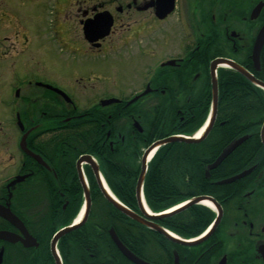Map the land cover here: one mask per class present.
<instances>
[{
    "label": "flooded vegetation",
    "instance_id": "1",
    "mask_svg": "<svg viewBox=\"0 0 264 264\" xmlns=\"http://www.w3.org/2000/svg\"><path fill=\"white\" fill-rule=\"evenodd\" d=\"M42 4L59 6L58 34L81 66H55L54 72L48 37L23 27ZM263 26L264 0H0V206L20 220L0 215V231L13 238H0V264H57L52 241L77 223L74 214L86 211L87 197L85 218L56 244L61 264H69L61 248L72 244H63L64 238L79 228L85 231L76 264H264V123L243 124L239 116L234 137L229 129L211 135L218 102L201 140L218 152L190 171V183L201 194L181 192L174 183L176 191L190 195L184 202L208 197L211 207L201 200L155 219L137 199L143 156L159 141L149 144L163 130L164 106L170 121L187 119L186 106L208 105L212 115L217 59L231 60L264 82L262 52L259 67L253 60ZM122 57L132 67L134 87L106 89L115 83L110 72ZM109 60L112 70L100 66ZM229 72L240 74L217 65L219 94L220 74ZM86 156L103 183L108 185L105 172L111 169L115 184L135 185L133 196L125 197L135 199L128 208L136 217L94 216L96 196L108 200L93 164L79 163ZM148 171L149 164L146 202Z\"/></svg>",
    "mask_w": 264,
    "mask_h": 264
},
{
    "label": "trees",
    "instance_id": "2",
    "mask_svg": "<svg viewBox=\"0 0 264 264\" xmlns=\"http://www.w3.org/2000/svg\"><path fill=\"white\" fill-rule=\"evenodd\" d=\"M261 65L264 68V48L262 51ZM220 77L222 80L220 85L218 113L211 135H215V132H219L221 129H229L234 132V137L236 133H239L241 128L239 124L240 119H244L243 124L252 122L251 124L254 126L260 127L264 123V89L257 87L254 83L235 72L221 73ZM259 77L264 81V72L260 73ZM183 108L189 110V114L188 112L186 113V115H189L188 118L183 121L179 119L177 121H170L168 120L166 107H163L165 115L163 130L160 132L161 134L159 133L153 138L151 137L149 139V144L153 142L154 139L159 140L175 134L190 136L203 126L209 110L208 105L186 106ZM239 116H241L240 119ZM171 122H173L172 127H174V129H171ZM217 152L218 151L211 149L208 139L196 143L178 141L162 146L149 163V171L146 177L145 194L150 209L153 212H161L186 200L190 195L201 194L196 191L197 187L190 183V181H194L192 179L189 180L191 177L190 171L196 164H208ZM105 173L111 191L123 204L129 208H133L136 205L135 199L133 198V200L129 201L125 197V194L130 193L133 196L135 185L125 186L123 184H115L112 180L114 179L115 173H112L111 169L107 170ZM162 174L165 175L164 178ZM174 177L178 179L180 183L175 182ZM170 180H172L171 187H169ZM196 182L198 183V181ZM174 183L181 192L191 191L194 193L182 195L180 191H176ZM80 204L81 202L77 204L76 211H79ZM183 212L188 211L185 210ZM92 213H96L94 216L98 218L100 217V215H98L100 213L109 214L110 216H115L116 214L118 217L122 218L126 217L123 212L115 208L109 201H106L101 194L94 199ZM77 214L76 212L74 217L77 216ZM84 231L85 229L83 228L76 229L64 238L63 244H65V242L69 244L72 243L67 251L64 246L61 248V253L65 256V259L69 261V264H76V262L73 263V260L77 257L79 251L77 243L81 242L82 233L84 234ZM101 234L105 242H109L107 235L103 232Z\"/></svg>",
    "mask_w": 264,
    "mask_h": 264
},
{
    "label": "water",
    "instance_id": "3",
    "mask_svg": "<svg viewBox=\"0 0 264 264\" xmlns=\"http://www.w3.org/2000/svg\"><path fill=\"white\" fill-rule=\"evenodd\" d=\"M260 11V8H257L253 15L252 18H256L258 13ZM264 46V26L262 27V29L260 30L258 37L255 41V45H254V51H253V60L255 63L256 67H259L260 65V55L262 52ZM219 64H224L227 65L233 69H235L236 71H238L240 74L244 75L245 77H247L249 80H251L253 83H255L256 85L264 88V82L256 79L250 72H248L244 67L238 65L237 63L231 61V60H226V59H217L213 65H212V93H213V104H212V115L210 117V121L208 123V125H206L205 129H204V133L202 134L201 138H185L182 136H170L167 137L165 139L156 141L155 143H153L145 152L144 156H143V169H142V173L141 176L139 178L138 181V185H137V199H138V203L141 207V210L144 213H151L149 212L144 204V200L142 197V188H143V182H144V178H145V173H146V169H147V162L149 160V156L152 152H155L159 147L168 144V143H173V142H178V141H185L188 143H196L199 142L202 138H204V136L208 133V131L210 130V126L213 123V120L215 118L216 112H217V106H218V80L216 77V68L217 65ZM57 91H60L58 89H56ZM61 92V91H60ZM65 97L68 99V97L65 95ZM69 100V99H68ZM263 132H264V127H263ZM241 142V140L237 141L232 147H230L226 152H224L219 159L216 161L215 166L217 164H219L239 143ZM88 160L90 161L94 168H95V173H96V177L98 179V183H99V187L103 193V195L105 196V198L118 210L122 211L123 213H125L126 215L132 216V217H136L135 214H132L133 212L127 208L126 206H124L118 199H116V197H114L110 191H108V189L106 188L105 184L102 182V180H100L99 178V174L97 172V168L94 164V162L92 161L91 157L86 156V157H82L79 161L82 162L83 160ZM85 189L87 190L86 186ZM208 199V197H196L195 199H193L192 201L188 202L187 204H184L183 206L181 205V207H174L172 209L169 210V212L166 213H161L158 215L152 214L150 215L151 217L158 219L161 217H165L168 215H173L174 213L180 212L184 209H186L188 206H191L192 204H196L201 200H206ZM90 202L89 199L87 197V207H86V211L85 214L87 212L88 206H89ZM175 209V210H174ZM0 215H2L3 217H5L6 219L12 221L13 223H18L20 220L17 218L16 215H14L9 209L7 208H3L0 206ZM78 225V224H77ZM75 225V226H77ZM75 226H70L68 228H65L63 230H61L59 233H57V235L54 237L52 244H51V249H52V253L57 261V264H61L60 262V258L58 255V252L56 250V244L58 242V240L66 233H68L69 231H71ZM161 232H164L166 235H168L169 237L172 238V235L167 231L164 230L162 228H158ZM114 235V234H113ZM0 238L3 239H8V240H13L12 235L8 232H4V231H0ZM114 239L115 241L120 245V247L124 250L122 244L120 243V241L118 240V238L114 235Z\"/></svg>",
    "mask_w": 264,
    "mask_h": 264
},
{
    "label": "rangeland",
    "instance_id": "4",
    "mask_svg": "<svg viewBox=\"0 0 264 264\" xmlns=\"http://www.w3.org/2000/svg\"><path fill=\"white\" fill-rule=\"evenodd\" d=\"M30 16L31 18L25 19L23 21L24 25H22L23 27L27 26L32 34L40 35L42 38L48 37V41L51 42V65L54 72H58L55 66L62 67L63 71H65V66L74 67L83 64L78 61V56L75 53L68 51L66 44L60 39V34H58L60 26L57 25L61 16L59 6L55 4L34 6ZM100 66H109V70H112L114 63L109 60L100 63ZM110 74L115 77V83L106 84V89L112 90L114 88L117 90L119 88L125 89L128 86L134 87L135 79L131 78L132 67L127 63L125 57H122L117 68ZM208 116L207 114L205 120H207ZM203 205L209 207V205Z\"/></svg>",
    "mask_w": 264,
    "mask_h": 264
},
{
    "label": "bare ground",
    "instance_id": "5",
    "mask_svg": "<svg viewBox=\"0 0 264 264\" xmlns=\"http://www.w3.org/2000/svg\"><path fill=\"white\" fill-rule=\"evenodd\" d=\"M204 129H205V128H203L202 130H200V131L198 132V134L196 135V138H200V137L202 136V134L204 133ZM153 153H154V152H152V153L150 154L149 157H151ZM105 186H106V188H108V185L105 184ZM108 190H109V189H108ZM202 203L205 204V205H209V206H211V204H210V202H209L208 200H204ZM79 214H80V215H79L78 218H77V223H80V222L82 221V219L84 218V216H85V210H82V212L79 213Z\"/></svg>",
    "mask_w": 264,
    "mask_h": 264
}]
</instances>
